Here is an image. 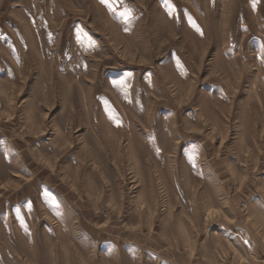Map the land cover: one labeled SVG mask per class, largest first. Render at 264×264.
<instances>
[{
	"label": "rangeland",
	"instance_id": "1",
	"mask_svg": "<svg viewBox=\"0 0 264 264\" xmlns=\"http://www.w3.org/2000/svg\"><path fill=\"white\" fill-rule=\"evenodd\" d=\"M0 264H264V0H0Z\"/></svg>",
	"mask_w": 264,
	"mask_h": 264
}]
</instances>
